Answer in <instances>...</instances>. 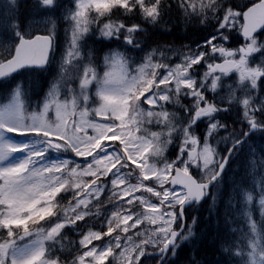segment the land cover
<instances>
[{"label": "rangeland", "instance_id": "rangeland-1", "mask_svg": "<svg viewBox=\"0 0 264 264\" xmlns=\"http://www.w3.org/2000/svg\"><path fill=\"white\" fill-rule=\"evenodd\" d=\"M18 1L0 0V64L11 57L17 43L13 22L18 14ZM110 1L115 0H72L65 8H60L59 1L45 0L41 2V6L28 11L24 36L31 38L37 34L54 33L57 37V49L49 72L52 80L47 83V88L39 93V99L33 98L39 112L29 120L30 128L25 131L31 134L27 138L22 135L14 139L9 134L20 133L22 129L18 111L15 112L20 106L16 92L19 95L22 87H26L25 79L21 80L20 76H16L4 81L3 85L9 94L0 96V238L10 237L13 227H17L22 221L23 212L33 214L36 211L34 203L43 209L42 205L48 195L63 182L66 162L61 163L63 157L58 155L59 149L74 152L81 158L80 164H74L75 174H100L103 177L108 176L109 179V184L92 183L81 189L76 196L75 206L70 205L66 210V219L75 209L86 207L107 190L115 193L118 201L128 207L117 225L113 226L115 218L113 214L112 218L105 221L106 234L109 237L104 244L92 246L90 243L98 236V231L89 229L83 232L80 244L87 246L82 248L81 256L76 257L71 264L106 263L110 254L112 264H137L144 251L151 254L155 247H160L168 240L170 230L176 222L175 212L173 210L164 212L150 196L157 198L164 206H175L184 197L182 190L164 186L175 166L167 158L160 159L161 151L174 131L173 126L178 128L175 123L181 119L162 109V104L173 103L170 89L147 96L145 101L148 103V110L146 114H141L139 119L145 123L150 121L157 126L158 129L154 132L157 137L153 132L148 136L139 135L141 127L136 126V116H129L126 111L127 96L140 79L139 75L150 69V60L141 62L137 72L129 74L122 52L113 45L118 42L117 40L105 43L107 47L101 48L99 59L92 67L88 54L87 57L84 55L87 36L90 35L92 39L106 28L116 29L118 34L125 29L128 36L130 34L128 31L134 29L132 23L123 25L120 21L121 13L125 11L124 7L120 6L115 8L116 18L110 17L111 21L103 24L101 22L100 26L93 30L94 23L87 10ZM232 1L238 5L237 0ZM177 5L188 19L198 18V10L202 7V4L197 1L195 3V0H181ZM140 10L145 19L150 15L155 16L153 9L151 12L147 10L144 12L140 6ZM109 15L111 16L112 12L109 11ZM102 17L103 15H100L99 19ZM222 21L233 30L241 26V22L232 15H228ZM233 35L238 36L237 33ZM258 37H262L263 40L258 41L253 37L249 42L241 41L240 47L244 51H241L238 60L235 61L238 65L237 70L231 74L217 75L211 70L213 65L222 59L221 51L224 50L226 40L221 33L186 50L183 56H178L172 65L163 68L159 81L162 85H170L176 94L180 92L181 86L192 89L194 79L198 82L207 79V86L215 97L227 103L237 101L244 119L252 117L250 103L261 87L262 95L258 104L253 106L260 111L259 113L262 109L264 117V55H261V50H264V33ZM193 67H197L202 73L201 79L192 77ZM18 88L19 90H15ZM229 88L231 89L228 90ZM8 89L15 92L10 95ZM200 89L201 86H197L195 91L189 93L190 97H197ZM211 110L210 106H205L200 115L201 126H206L202 145L197 148L193 137L188 138L185 148H181L184 154L180 160V168L184 170L188 165L195 166L199 178L203 181L214 176L220 163L221 152L225 148L223 141L218 142L217 148L209 142L210 135L219 125L210 115L207 118L204 115L210 114ZM190 113L193 115L190 117L191 120L195 121V112H188ZM164 127L167 130H164ZM142 130L146 131L145 128ZM109 132L110 136L105 137ZM103 137L105 140L100 143ZM110 139H115L113 144L118 146L120 151L115 149V145L107 142ZM251 143L253 146L246 165L250 179L239 191L237 204L233 203L230 192L222 199L221 192L218 191L213 196L211 208L214 210L215 202L222 200L226 211L229 210L240 222L239 226L231 224L229 227V231L236 236L230 237L225 253L238 259L242 264H264V145L259 144L257 140ZM195 147L196 153L192 155ZM122 156L127 164L123 162ZM135 167L140 173L137 184L128 181L129 175L131 176L128 168L132 170ZM143 181H150L155 186ZM81 217L83 212L78 213L74 220ZM143 223L155 225V228L143 235L145 240L141 241L137 236ZM55 226L56 224L46 233L35 235L30 242L10 253L8 250L4 254L5 250L1 248L3 250H0V261L8 259L9 264H46L35 260L34 257L39 255L41 243L55 235ZM24 232L23 230L22 233ZM222 233L219 232V237ZM196 236L197 233L192 227H188L177 246H190ZM29 237L30 234H25L21 241L22 239L26 241ZM224 237L228 240V234L226 236L222 234L223 239ZM172 256L170 255L164 264H171Z\"/></svg>", "mask_w": 264, "mask_h": 264}, {"label": "trees", "instance_id": "trees-1", "mask_svg": "<svg viewBox=\"0 0 264 264\" xmlns=\"http://www.w3.org/2000/svg\"><path fill=\"white\" fill-rule=\"evenodd\" d=\"M210 2L211 4H208L206 10L200 12L202 23L197 25L183 22L180 19L178 12L169 4V0H153V3L158 4L164 11L163 19H160V27L162 29L155 28L152 30H145L138 34V37L142 42L141 46L146 49H149L150 47L169 49L172 47H180L187 43L195 45L208 34H214V32H217L218 30L217 23L221 22L227 15H230L236 9V6L231 0H211ZM33 5L34 2L32 0L19 2L17 26L20 30L23 29L28 11L31 10ZM243 5H240V7H243ZM105 20L106 18L99 20L98 26H100L101 22ZM222 25L224 24L222 23ZM122 32L124 33V30H122ZM224 32L227 33V31ZM118 35L120 41L113 43V45H117V43L122 42L123 34H118L114 29L109 30L107 28L106 30L99 32L94 38L87 42V54L89 56V63L92 66H94L95 61L98 60L101 48H103V46L107 47L105 43L114 42ZM25 73L24 79L26 82L27 97L31 98L32 96H37L42 88L43 81L45 80L44 71L30 70ZM36 88L37 90H35ZM220 116L225 124L227 133L230 134L239 130L240 126L233 123V117L230 113L221 112ZM172 148L175 149L174 146L168 149L167 153L169 156L175 155V150ZM228 169L230 172L227 173L226 171L222 180L220 193L222 199L225 196L224 193H227L228 191L232 193L237 185L244 180L242 177L243 167L240 159L231 161ZM70 202L71 200L68 195L61 197L60 194H57L50 206L56 212H59ZM212 203L213 192L210 193L209 198H207L199 207H191L185 211L188 219H195L200 236L197 238L193 249L188 250L187 248H183L176 253V260H173V264H239L237 260H230L227 255L220 252V248L224 249L228 241H230V237L236 236L229 231V224L234 218L229 211H226L222 200L215 202L213 206L214 210L211 208ZM52 219L53 216L49 218L45 216L44 221L49 222ZM187 222L190 221L187 220ZM40 223L39 220L35 218L27 220L26 224L28 225L27 228L32 231V227H37ZM203 231H205L204 234L202 233ZM18 232L19 230H17V233ZM219 232H223V236L228 234V240H225V237L223 239L222 234L219 237ZM64 238L62 245L58 242L45 245L50 251L48 257L54 259L56 264H65L79 253V249L73 242L70 230L67 229L65 231Z\"/></svg>", "mask_w": 264, "mask_h": 264}, {"label": "water", "instance_id": "water-1", "mask_svg": "<svg viewBox=\"0 0 264 264\" xmlns=\"http://www.w3.org/2000/svg\"><path fill=\"white\" fill-rule=\"evenodd\" d=\"M245 21L248 29L256 30L257 23L264 21V4L260 3L247 11ZM50 50V41L48 38L36 36L30 41H21L17 47L12 59L0 65V80L9 77L11 74L24 68H42L46 65L48 53ZM219 71H223L222 67L217 66ZM174 184H182L188 190L189 198L196 199L199 202L202 199V190L207 188L204 186L189 187L183 183L182 179H177Z\"/></svg>", "mask_w": 264, "mask_h": 264}, {"label": "bare ground", "instance_id": "bare-ground-1", "mask_svg": "<svg viewBox=\"0 0 264 264\" xmlns=\"http://www.w3.org/2000/svg\"><path fill=\"white\" fill-rule=\"evenodd\" d=\"M242 177H243V175H242ZM228 194V192L227 193H224V195L226 196Z\"/></svg>", "mask_w": 264, "mask_h": 264}]
</instances>
